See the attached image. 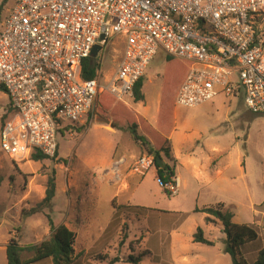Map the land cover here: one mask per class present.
I'll return each mask as SVG.
<instances>
[{
  "label": "rangeland",
  "instance_id": "374dc122",
  "mask_svg": "<svg viewBox=\"0 0 264 264\" xmlns=\"http://www.w3.org/2000/svg\"><path fill=\"white\" fill-rule=\"evenodd\" d=\"M2 4L5 17L15 0H0ZM260 31L264 34V22ZM123 48L124 37H115L94 58L101 63L99 79L105 87L115 75ZM181 61L174 57L169 61L159 51L144 75V100L116 98L110 106L126 112L123 105H128L155 125L160 106L175 104ZM104 98L101 94V101ZM9 106L8 94L0 89V129ZM174 106L175 138L186 132L206 168L201 177L183 180L174 196L163 189L154 166L145 174L136 172L145 150L133 140L128 125L98 107V100L84 123L70 125L58 135L59 148L53 157L10 156L0 147V264L7 263L5 245L11 237L16 236L22 246L48 239V216L55 225L65 223L77 233L79 256L73 264H108L115 256L121 260L114 264H134L129 255L145 249L151 255L141 264H232L221 223L207 224L208 214L195 211L218 203L228 206L235 222L253 224L259 233L254 247L264 246V114H253L238 98L223 94L197 107ZM187 148L188 144L182 150ZM216 148L221 152H211ZM212 162L222 175L208 168ZM52 176L56 194L51 206L24 216L23 209L43 200ZM198 227L212 245L193 240ZM124 234L128 237L120 244ZM255 256L247 254L250 261ZM34 264H52V260Z\"/></svg>",
  "mask_w": 264,
  "mask_h": 264
},
{
  "label": "built area",
  "instance_id": "2783aa9c",
  "mask_svg": "<svg viewBox=\"0 0 264 264\" xmlns=\"http://www.w3.org/2000/svg\"><path fill=\"white\" fill-rule=\"evenodd\" d=\"M263 22L264 0H15L0 23V84L10 98L0 147L10 156H55L58 135L84 123L100 93L134 97L159 51L191 63L176 105L223 94L264 114ZM118 36L124 48L107 87L100 66L84 79L95 45ZM154 158L142 155L136 172L145 174ZM164 187L175 195L179 181L173 176Z\"/></svg>",
  "mask_w": 264,
  "mask_h": 264
},
{
  "label": "trees",
  "instance_id": "16d2710c",
  "mask_svg": "<svg viewBox=\"0 0 264 264\" xmlns=\"http://www.w3.org/2000/svg\"><path fill=\"white\" fill-rule=\"evenodd\" d=\"M3 4L0 6V23L3 19ZM172 59V56L167 55V60L170 61ZM181 63V74L179 75L180 81L176 90V95L191 67V63L189 61L182 60ZM99 66V64H96L94 58L89 57L85 59L82 65V77L84 79H92L96 77L97 68H99ZM143 86L144 76L134 87L135 102L144 100L145 96ZM0 89L6 92V89L2 84H0ZM101 94L105 95V98L102 101L100 99ZM97 100L99 108L106 111L107 115H109L111 119H114L116 122L128 125L127 129L130 130L133 140L141 143L145 152L155 157L154 167L157 170V178L161 179L163 189L169 195H172L171 192L164 186L173 176H175V159L172 156L170 143V134L175 127V104L170 106L162 104L160 106V115L157 118L156 124L150 125L144 116L128 105H123L126 112L117 111L115 107L112 108L110 104L112 101L115 102L116 98L108 91L100 93ZM121 117L126 120L125 123L120 121ZM5 119L6 116H4L3 121H5ZM114 126L117 125L114 124ZM31 156L34 160H41L49 157L41 151H34ZM156 156L162 157L164 161L163 167L156 163ZM2 180L3 179L0 177V186ZM55 194L56 178L55 176H52L48 180L46 194L43 200L30 209H23V215L30 216L34 213L43 211V209L47 207H50ZM195 211H201L208 214L205 218L207 224L221 223L223 232L226 235L225 251L232 257V264H264V246L254 247L259 240V233L253 224L235 222L233 220V212L226 208L224 203H218L216 206L211 207H197ZM48 218L51 235L48 239L43 240L39 244L22 246L16 236L10 238L6 245L7 264H34L48 258H51L52 264H73L78 261L79 254L76 252L75 248L77 233L67 224L61 223L59 225H55L50 216H48ZM127 237V234H124L120 244H123ZM193 240L195 242H202L210 245L213 244V241L205 237L204 230L201 227L197 228V231L193 235ZM25 251H32L33 254L29 257H25L23 255ZM248 253L256 254L252 261L248 259ZM147 255H151V251L145 249L137 256L129 255L128 259L134 264H141L143 258ZM120 260L121 258L119 256H115L108 264H114Z\"/></svg>",
  "mask_w": 264,
  "mask_h": 264
},
{
  "label": "crops",
  "instance_id": "0c3cea01",
  "mask_svg": "<svg viewBox=\"0 0 264 264\" xmlns=\"http://www.w3.org/2000/svg\"><path fill=\"white\" fill-rule=\"evenodd\" d=\"M208 102H211V101H207L203 104H206ZM175 110H176V106H175ZM175 129H176V114H175V127L170 134V143H171L172 156L175 159V177L179 181V187H178L177 193L175 194V195H177L179 193V188H181V186H182L183 180L188 181L189 178L194 179V178L201 177L203 174V170H206V168L203 167V164H202L203 157L200 156V153H197V151H195L196 143L192 140L187 141L186 132L183 134L182 137L175 138V135H174ZM187 144H188V148L186 150H182V149H184V147L187 146ZM211 152L218 153L221 151H218L216 148ZM210 167L216 168L215 170H216L217 175L223 174V171L221 169H219L217 166H215L214 162H212L211 166L208 165V168H210ZM155 176L157 177L156 168H155ZM172 196H174V195H172ZM224 205L226 208H228V206H226L225 203H224ZM262 214H264V212H262ZM218 223H220V222H218ZM6 245H7V243H6ZM6 245H5V248H6ZM6 261H7V258H6ZM6 261H5V263H6Z\"/></svg>",
  "mask_w": 264,
  "mask_h": 264
},
{
  "label": "water",
  "instance_id": "95a60500",
  "mask_svg": "<svg viewBox=\"0 0 264 264\" xmlns=\"http://www.w3.org/2000/svg\"><path fill=\"white\" fill-rule=\"evenodd\" d=\"M103 49L102 45H95V47L92 50L91 56L92 57H97V55L99 54V52ZM156 163L160 166H164V161L162 159L161 156H156ZM160 183H161V179H159Z\"/></svg>",
  "mask_w": 264,
  "mask_h": 264
}]
</instances>
